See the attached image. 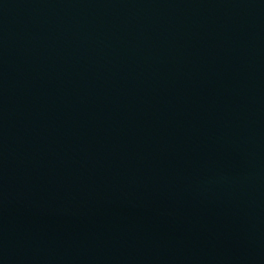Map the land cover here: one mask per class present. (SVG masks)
<instances>
[{
	"label": "water",
	"instance_id": "95a60500",
	"mask_svg": "<svg viewBox=\"0 0 264 264\" xmlns=\"http://www.w3.org/2000/svg\"><path fill=\"white\" fill-rule=\"evenodd\" d=\"M0 264H264V0H0Z\"/></svg>",
	"mask_w": 264,
	"mask_h": 264
}]
</instances>
